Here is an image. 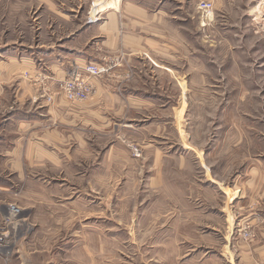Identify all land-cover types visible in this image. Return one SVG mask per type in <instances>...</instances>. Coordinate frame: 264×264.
<instances>
[{
  "label": "rangeland",
  "instance_id": "1",
  "mask_svg": "<svg viewBox=\"0 0 264 264\" xmlns=\"http://www.w3.org/2000/svg\"><path fill=\"white\" fill-rule=\"evenodd\" d=\"M78 2L82 5L81 11L69 14L77 15L76 22L69 23V31L79 30L77 22H102L99 14L94 13L95 0ZM40 3L43 0H20L19 4L2 0L0 42L16 41L24 47L37 41L49 42L47 34L51 29L56 30L59 23H53L52 13L38 8ZM202 4L209 8L203 9ZM187 9L176 13L180 17L179 60L175 45L174 60L165 58L164 63H160V58L156 61L141 56L130 62L125 61V56L119 60L107 58L72 68L64 79L55 83V92L70 104L80 105L93 99L109 101L111 97L107 93L95 95L92 81L103 79L100 83L117 86L109 75L117 63L123 64L121 69L127 72V77L118 79L117 83L123 88L143 87V91L134 93L150 101L141 113L149 118L142 121L133 115L115 116L113 109L106 106L108 108H102L99 121L84 118L70 131L78 135H102L101 148L105 150L108 144L103 145L111 141L104 135H162L160 145L163 144L169 154L173 150L185 159L182 165L171 162L166 166V178L170 176V180L163 193L156 188L143 192L147 189H143L142 184L136 187L137 181H130L125 173L129 165L124 158L117 164L102 161L99 167L105 180L101 184L105 186L94 189L104 201L100 227L109 229L107 231H132V234L110 236L107 231L102 232L97 239L106 248L94 254L98 264H145L146 246L158 242L175 245V250L166 246L159 255L165 264H173V260L188 254V245H181L178 234L173 237L161 232L175 228L181 240L195 242L188 240V229L224 227V219L219 215L222 208L228 211L229 226L233 227L230 241L250 245L256 239L249 221L236 223L248 214L247 211L260 206L255 203L264 197V0H197L195 9L192 4ZM165 55L167 57V53ZM87 64L103 66L106 71L89 77L82 70ZM169 64H174L175 81L163 68L156 67L167 69ZM75 73L89 89L84 100H69L62 90L64 81ZM176 79L180 82L179 88ZM46 93L45 99L52 102L54 93L50 90ZM138 108L130 112L138 110L140 113L141 108ZM131 119L136 122L129 123ZM118 139L117 142L128 146L134 159H140V150L146 143L139 140L136 146L132 140H121V136ZM107 158L112 159L101 157ZM72 188H69L71 195L75 193ZM8 190L10 194H0V228L3 229L0 232V263L62 264L72 259L73 248L68 245L83 239L85 242L86 237L78 235L79 240L75 235L63 234L61 225H56L55 220V229L50 231L53 233H48L49 228L47 232L41 231L38 226L44 221L29 219L25 210L30 208L32 200L37 204L42 202L46 190L49 195L59 196V192L55 193L50 187L46 190L23 187ZM79 190L88 192L86 188ZM27 191L33 192L31 199L26 196ZM12 206L18 209V214L13 211L14 218L10 214ZM13 226V230H5ZM59 230L60 234H56ZM1 242L7 245L4 253ZM21 247L24 250H18V254L11 257L12 249L15 253ZM225 251L238 256L231 244ZM148 254L151 260L159 253L149 251Z\"/></svg>",
  "mask_w": 264,
  "mask_h": 264
},
{
  "label": "crops",
  "instance_id": "2",
  "mask_svg": "<svg viewBox=\"0 0 264 264\" xmlns=\"http://www.w3.org/2000/svg\"><path fill=\"white\" fill-rule=\"evenodd\" d=\"M13 1L20 3V0ZM196 2L197 0H95L94 13L99 14L102 22H77L79 30L69 31V23H75L77 18L76 14H69L81 11L82 5L78 0H43L38 8L52 13L55 17L53 23H59L56 30L47 27L50 30L47 34L49 42L37 41L29 47L16 41L0 42V194H10L8 188L18 187L45 190L50 187L56 190L55 193L59 192V196L52 193L49 195L46 190L42 202L37 204L32 200L30 208L25 210L28 211L29 219L36 221L40 218L44 221L43 225L38 226L41 231L47 232L49 228L48 233H53L50 231L55 229V220L56 225H61L63 234L86 237L85 242L83 239L68 245L73 248L72 259L63 261L62 264H98L94 254L96 251L100 252L101 248H106L97 239L102 232L109 230L100 227L104 201L94 193L96 187L105 186L101 184L105 180L102 179V168L99 167L102 161H115L117 164L124 158L123 161L129 165L125 173L130 181H137L136 187L142 184V188L147 189L143 192L156 188L159 193H163L170 180V176L166 178V166L171 162L182 165L185 159L173 150L169 154L164 145H160L162 135H104L111 141L103 145L108 144V149L105 150L101 148L102 135H78L75 131H70L79 126L84 118L99 121L103 114L102 108H108L106 106L113 109L112 114L115 116L133 115L142 121L149 118L141 113L143 109L146 110L150 101L135 94L143 91V87L123 88L117 83L118 79L127 77V72L121 69L123 64L116 61V67L109 75L117 86L109 87L100 83L103 79L92 81L95 95L107 93L111 97L109 101L93 99L80 105L70 104L55 92V83L64 79L72 68L94 61L101 62L107 58L119 60L122 59L121 56H125V61L130 62L141 56L148 60L155 58L156 61L160 58V63H164L165 58L174 60L175 45L176 59L179 60L180 17L176 13L188 10L187 7L191 4L195 9ZM153 52L156 53L155 56L152 55ZM156 67L163 68L175 81L174 64H169L167 69ZM179 87L180 82L177 81V88ZM46 90L54 93L52 102L45 99ZM138 107L141 108L140 113L138 110L130 112V109H139ZM129 121L131 124L136 122L132 119ZM129 130L134 131L130 127ZM117 136H121V140H132L131 143L136 146L139 145V140L146 143L140 150V159H134L128 146L124 142H117ZM145 140L147 141L144 142ZM102 156L112 159H101ZM114 172L117 175V171ZM70 187H74L73 195L69 194ZM80 188H86L88 192L83 193ZM26 193L31 199L33 192ZM263 203L264 197H260L259 203L255 204L261 205L247 211L248 214H244L236 223L238 225L249 221L254 227L256 239L250 245L229 240L233 227L229 226L228 211H223V208L219 215L224 219V227L188 229V240L195 242L181 240L180 232L175 228L163 230L161 234H171L173 237L178 234L177 239L181 245H188V254L176 258L173 264H264ZM14 228L15 226L5 230L11 231ZM60 232L59 230L56 234ZM107 232L110 236L132 234V231L127 233L118 229ZM229 244L238 252V256L225 251ZM166 246L175 248V245L164 242L147 245L145 264H165L159 255ZM217 249L223 252L219 253ZM12 250L11 257L18 254V250L24 249L21 247L15 253V249ZM149 251L159 253L156 259H149ZM14 262L11 261V264Z\"/></svg>",
  "mask_w": 264,
  "mask_h": 264
},
{
  "label": "built area",
  "instance_id": "3",
  "mask_svg": "<svg viewBox=\"0 0 264 264\" xmlns=\"http://www.w3.org/2000/svg\"><path fill=\"white\" fill-rule=\"evenodd\" d=\"M202 8L203 9H208L209 8V5L202 4ZM104 68L105 67L100 66V65H97L96 66V65L87 64L86 66H84V68L82 70L86 74H88L89 77H96V76H99L100 74H102L103 72L106 71V70H104ZM61 87H62V90H64V93H65V95L67 96V98L69 100H74V101L75 100H82V99L84 100L87 97L88 93H89V89L86 86L85 82L82 81L80 79V75L79 74H76V73L75 74H72L71 75V78L69 80L64 81V83L62 84ZM11 208H12V211H10V214L12 213V216L14 218L15 217V213L14 212H16L18 214V209L15 208L14 206H12ZM2 230L3 229L0 228V232ZM1 237H2V235L0 233V238Z\"/></svg>",
  "mask_w": 264,
  "mask_h": 264
},
{
  "label": "bare ground",
  "instance_id": "4",
  "mask_svg": "<svg viewBox=\"0 0 264 264\" xmlns=\"http://www.w3.org/2000/svg\"><path fill=\"white\" fill-rule=\"evenodd\" d=\"M2 246L6 249L7 245L6 244H3V242H1ZM5 250H3V253H4Z\"/></svg>",
  "mask_w": 264,
  "mask_h": 264
},
{
  "label": "flooded vegetation",
  "instance_id": "5",
  "mask_svg": "<svg viewBox=\"0 0 264 264\" xmlns=\"http://www.w3.org/2000/svg\"><path fill=\"white\" fill-rule=\"evenodd\" d=\"M0 241H1V240H0ZM3 246H4V245H3ZM3 246H2V248H4ZM3 250H5V248H4Z\"/></svg>",
  "mask_w": 264,
  "mask_h": 264
}]
</instances>
